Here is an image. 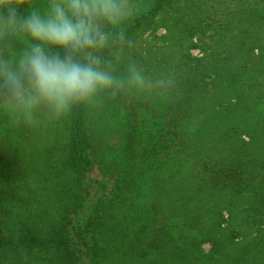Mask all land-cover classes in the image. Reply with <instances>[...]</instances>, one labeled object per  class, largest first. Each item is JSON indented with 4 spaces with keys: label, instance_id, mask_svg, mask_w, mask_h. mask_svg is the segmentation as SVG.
Returning <instances> with one entry per match:
<instances>
[{
    "label": "trees",
    "instance_id": "trees-1",
    "mask_svg": "<svg viewBox=\"0 0 264 264\" xmlns=\"http://www.w3.org/2000/svg\"><path fill=\"white\" fill-rule=\"evenodd\" d=\"M193 5L153 0L127 26L129 54L172 76L166 94L108 101L100 131L90 108L41 127L43 137L8 129L0 264H264V38L253 30L264 14L247 23L230 6L194 15ZM197 34L192 46L205 54L194 59ZM114 104L125 121L110 126ZM94 168L112 181L108 192L87 183Z\"/></svg>",
    "mask_w": 264,
    "mask_h": 264
},
{
    "label": "clouds",
    "instance_id": "clouds-1",
    "mask_svg": "<svg viewBox=\"0 0 264 264\" xmlns=\"http://www.w3.org/2000/svg\"><path fill=\"white\" fill-rule=\"evenodd\" d=\"M140 0H0V112L12 127L60 121L174 80L129 54Z\"/></svg>",
    "mask_w": 264,
    "mask_h": 264
},
{
    "label": "rangeland",
    "instance_id": "rangeland-1",
    "mask_svg": "<svg viewBox=\"0 0 264 264\" xmlns=\"http://www.w3.org/2000/svg\"><path fill=\"white\" fill-rule=\"evenodd\" d=\"M152 1L153 0H140V2L144 5L142 11L147 9L149 5L152 3ZM215 2L218 3V5L222 6V8L230 6L232 9H235L234 10L235 14L240 12V14L237 15V18L242 15L243 16L248 15L249 18H245L243 20L244 22H247V23L249 20L254 19L253 18L255 16L254 13L264 14V3H260L259 0H194V5L192 6V9L194 10L193 12H195L194 15L200 14L201 12H205V9L209 8L211 5H215ZM189 3L191 2L189 1ZM256 20H257V23L255 22V26L253 30L255 31L257 35H263L261 37L264 38V33L263 31H261V30H264V20L261 18H257ZM236 21L237 19L235 20V22ZM158 24H159V27L156 28L155 35L157 36V38H160L161 36H166L167 31L165 30L164 27H162L163 25L161 23H158ZM150 32L151 31L148 30L142 34V39L140 43L147 41V39L150 40ZM200 38L201 36L197 34L194 37V39L192 38L190 42L187 43L188 44V54L194 59L201 58L205 54L204 51H202L201 47L192 46L194 44H198V39ZM205 40H206L205 42H208L207 39ZM185 46H186V43H185ZM258 53H259L258 49L253 50L254 55H257ZM240 61L242 62V60ZM107 105H109L108 101L103 106L96 107V108H90V112L88 114L89 122L92 123L94 126H97L96 128H99L102 126L103 116L100 110L101 108ZM108 107H109V113L106 117L107 121L105 120L107 124H109L110 126H117L118 124H122L125 121L126 111H124L122 107L117 104H114ZM259 108L260 110L264 112V102L260 105ZM64 120L55 121V120L41 117L40 120H38V122L31 124V125H27V127L37 129V131L34 133L30 132L31 137H41V136L43 137V133L39 131V130H42L41 127L43 128L44 127L49 128V127H55V126L61 127ZM10 127L13 130L14 127L8 124L7 117L2 112H0V140H2L3 137L6 136V134L8 133V129H10ZM16 129L17 128H15V130ZM100 130L101 129L99 128L98 131ZM44 137H48V135L45 134ZM87 183H89L92 188H100V189L105 188L104 190H102L104 192H108L112 186V181L107 179L105 176H103L99 172V170L96 168H94V170L89 174V179ZM85 206H86L85 209H81V213H78L74 217L73 225L70 229V236L72 237L74 241L76 238L75 236L76 230L79 228L80 225L83 224V221H84L83 218H85L84 214L88 210L89 203ZM202 248L203 250H205V252H207L209 250V245L206 244ZM81 264H88V261L84 258Z\"/></svg>",
    "mask_w": 264,
    "mask_h": 264
}]
</instances>
